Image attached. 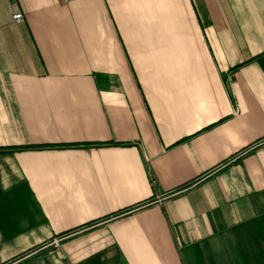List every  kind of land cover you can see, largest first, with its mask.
<instances>
[{"label":"crops","instance_id":"0c3cea01","mask_svg":"<svg viewBox=\"0 0 264 264\" xmlns=\"http://www.w3.org/2000/svg\"><path fill=\"white\" fill-rule=\"evenodd\" d=\"M0 264H264V0H0Z\"/></svg>","mask_w":264,"mask_h":264},{"label":"built area","instance_id":"2783aa9c","mask_svg":"<svg viewBox=\"0 0 264 264\" xmlns=\"http://www.w3.org/2000/svg\"><path fill=\"white\" fill-rule=\"evenodd\" d=\"M23 19H24V15H23V13H22L21 11L15 13V14L13 15V20H14L16 23H20V22H22ZM55 242H57V241H55Z\"/></svg>","mask_w":264,"mask_h":264}]
</instances>
